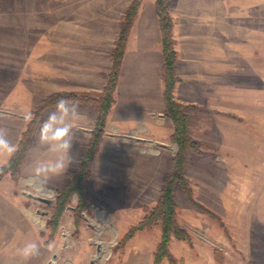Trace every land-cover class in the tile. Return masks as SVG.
<instances>
[{
    "label": "rangeland",
    "instance_id": "obj_1",
    "mask_svg": "<svg viewBox=\"0 0 264 264\" xmlns=\"http://www.w3.org/2000/svg\"><path fill=\"white\" fill-rule=\"evenodd\" d=\"M132 1L0 0V127L13 144L46 97L80 92L97 98ZM155 1L142 0L130 30L86 180V206L79 209L73 194L50 236L57 190L70 182L95 127L98 109L89 100L78 102L87 120L73 128L75 162L66 172L39 189L22 183L36 161L50 158L39 131L54 105L36 123L20 176L0 179V264H153L160 224L125 244L120 240L156 204L178 150L163 98ZM234 6L228 0H167L177 52L174 98L199 147L186 151L194 202L179 185L174 189L177 221L189 239L172 237L171 258L160 264H264V233L251 251L243 242L244 212L264 216V2L252 4L251 15L262 11L256 19L241 18ZM8 159L0 156V166ZM27 240L40 252L25 261L16 250Z\"/></svg>",
    "mask_w": 264,
    "mask_h": 264
},
{
    "label": "trees",
    "instance_id": "obj_2",
    "mask_svg": "<svg viewBox=\"0 0 264 264\" xmlns=\"http://www.w3.org/2000/svg\"><path fill=\"white\" fill-rule=\"evenodd\" d=\"M142 0H133L126 8L120 24V30L114 48L111 51L112 65L108 74V79L100 94L96 97H89L86 93L80 92H56L46 97L36 108L33 118L27 128L21 133L17 144V151L9 157L8 161L0 166V179L7 173L12 178L20 176L21 166L26 158L33 135L36 130V123L43 112L56 104L61 97L75 100L78 102H96L98 115L95 127L91 132L89 143L84 155L79 161L77 168L70 174V182L63 188L57 190L56 203L54 206L51 226V237L56 231L61 214L68 205L73 194L78 197V208L86 206V180L90 175V165L98 151V144L104 132L107 114L114 102V92L119 80L126 43L130 30L138 16ZM155 9L158 16L159 28L161 32L162 59H163V98L165 110L174 124L171 138L177 144L178 150L174 156V165L170 173L164 179L161 194L156 204L150 211L135 225H132L121 238L120 242L125 244L137 231L160 224V241L154 253L153 264H160L164 258H171L169 252V242L172 237L178 239H189L188 231L182 227L176 216V202L174 199V189L179 185L188 199L194 202L192 188L189 180L185 176L186 170V151L187 149L196 150L199 144L189 135V121L187 114L183 111V105L174 98V86L177 80L175 66L177 62V52L175 41L172 37L173 20L167 9V0H156ZM197 204V203H196ZM201 208L203 206L198 204Z\"/></svg>",
    "mask_w": 264,
    "mask_h": 264
},
{
    "label": "clouds",
    "instance_id": "obj_3",
    "mask_svg": "<svg viewBox=\"0 0 264 264\" xmlns=\"http://www.w3.org/2000/svg\"><path fill=\"white\" fill-rule=\"evenodd\" d=\"M25 119L30 120L31 113L26 114ZM86 120L78 101L63 97L56 101L54 110L43 120L39 131L40 143L47 147L50 158L36 161L32 172L22 180L24 185L39 189L50 177L63 174L73 165V128ZM16 151L17 146L9 139L8 130L0 127V156L11 157ZM16 251L27 261L38 256L40 248L37 242L27 240Z\"/></svg>",
    "mask_w": 264,
    "mask_h": 264
},
{
    "label": "crops",
    "instance_id": "obj_4",
    "mask_svg": "<svg viewBox=\"0 0 264 264\" xmlns=\"http://www.w3.org/2000/svg\"><path fill=\"white\" fill-rule=\"evenodd\" d=\"M229 3L231 4H235L234 6V10L235 11H238L240 10L243 11V14L241 15V18L244 17L243 19L247 20V18L249 19H256V18H261V9L259 11V13L257 12L254 16L251 15V12H252V4H256L257 3H263L264 0H228ZM142 6V5H141ZM255 10L254 12H256V10H258V6H254ZM250 13V14H249ZM247 17V18H246ZM245 25V24H244ZM252 25V23H250V26ZM254 32L257 31V27L254 26ZM128 46V45H127ZM128 47L126 49V51H128ZM125 58H126V54H125V57H124V62H123V68H124V65H125ZM122 68V69H123ZM251 194L253 195V192H251ZM262 206H260V208H258L257 210H260L262 211ZM254 211V210H253ZM260 211L258 213H260ZM251 212V211H250ZM240 217V216H239ZM243 227H244V233H243V242L246 244V243H249V248H250V251L252 250V246H251V242H253V240L258 236V238H260V240L263 238V233H264V216H260V214H256V213H249L247 212V210L244 212V215H243ZM252 227H255L257 229V227H259V229L257 230V232L255 231H252ZM256 234V235H255ZM254 236V237H252ZM259 240V242L261 243V241ZM262 248V246H261ZM245 251V247H244V250Z\"/></svg>",
    "mask_w": 264,
    "mask_h": 264
},
{
    "label": "bare ground",
    "instance_id": "obj_5",
    "mask_svg": "<svg viewBox=\"0 0 264 264\" xmlns=\"http://www.w3.org/2000/svg\"><path fill=\"white\" fill-rule=\"evenodd\" d=\"M43 191H45V192H49V191H50V192H51V190H49L48 188H45V187H43ZM100 254H101V253H100ZM100 254H98L97 257L100 256ZM103 255H104V254H102V256H103Z\"/></svg>",
    "mask_w": 264,
    "mask_h": 264
},
{
    "label": "water",
    "instance_id": "obj_6",
    "mask_svg": "<svg viewBox=\"0 0 264 264\" xmlns=\"http://www.w3.org/2000/svg\"><path fill=\"white\" fill-rule=\"evenodd\" d=\"M39 199H41V200H43V201H45V202H48V201H49V199L42 198V197H39Z\"/></svg>",
    "mask_w": 264,
    "mask_h": 264
}]
</instances>
